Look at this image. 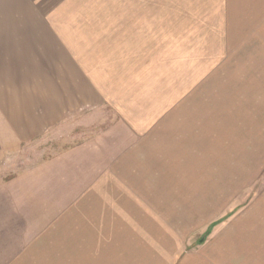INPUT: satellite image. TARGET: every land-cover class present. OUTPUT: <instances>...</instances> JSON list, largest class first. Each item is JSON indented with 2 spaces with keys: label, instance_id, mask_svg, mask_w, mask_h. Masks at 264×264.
Returning a JSON list of instances; mask_svg holds the SVG:
<instances>
[{
  "label": "rangeland",
  "instance_id": "rangeland-1",
  "mask_svg": "<svg viewBox=\"0 0 264 264\" xmlns=\"http://www.w3.org/2000/svg\"><path fill=\"white\" fill-rule=\"evenodd\" d=\"M0 24L71 47L102 97L34 139L0 117V264H257L240 237L216 242L262 196L264 150L189 195L144 140L239 127L264 101V0H0Z\"/></svg>",
  "mask_w": 264,
  "mask_h": 264
},
{
  "label": "crops",
  "instance_id": "crops-1",
  "mask_svg": "<svg viewBox=\"0 0 264 264\" xmlns=\"http://www.w3.org/2000/svg\"><path fill=\"white\" fill-rule=\"evenodd\" d=\"M11 25L10 28L6 27L9 31H0V117L7 120L11 132L22 140L34 139L60 123H71L77 117L81 122L82 109L88 105L97 106L100 98L102 104V97L92 92L96 91L92 83L90 89H93L90 90L89 96V78L93 75L88 72L86 59L82 62V58H74L71 47L56 46L54 38H47L41 46V40L45 36L41 37L38 30L24 31L25 28L34 27L22 29L19 25ZM56 53L58 59L55 58ZM259 103L256 109L252 108L253 111L247 112L239 119V127L233 128L228 124L216 127L209 123V127L191 133H172L161 129L159 139L153 142L148 136L144 141L150 150L149 157L155 156L153 150H160L161 159L159 158L158 162L162 174H159V180L163 185H167L165 188H184L185 194L191 195L193 191L199 192L205 188L203 183L208 186V182L214 180L215 172L232 171L231 160L228 162L226 158L230 159L233 155L245 158L249 155L258 156L259 151L264 150V101ZM152 143H156L157 147L154 148L156 145ZM249 149L255 152L249 154ZM260 155L263 156L264 152ZM137 157L138 153H135L134 158ZM239 162H242V158H239ZM155 164L139 163L149 168L156 167ZM226 166L229 168L226 169ZM245 170L236 168L234 171L243 173V178L246 179ZM220 179L225 181L223 177ZM219 187L224 189L231 185L223 184ZM258 196L245 215L238 218L234 225L231 224L230 229L233 232H225L216 245H229L228 252L232 254V251L236 250L232 240L234 237H240L248 249L257 253V264H263L264 192L262 196ZM195 203L198 204L199 201ZM215 204H220V201ZM254 206L261 210V214L250 216ZM245 217L248 218V223L245 219L243 223L240 220ZM253 223L255 227L252 226ZM249 228L251 231L252 228L255 230V236L250 239L247 238L246 232ZM20 257L22 261L38 258L33 249ZM246 260L249 261L248 257ZM53 264L67 263L63 260L57 262L55 259Z\"/></svg>",
  "mask_w": 264,
  "mask_h": 264
}]
</instances>
